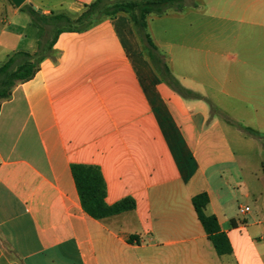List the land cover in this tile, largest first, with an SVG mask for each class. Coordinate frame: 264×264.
I'll list each match as a JSON object with an SVG mask.
<instances>
[{
	"label": "crops",
	"instance_id": "1",
	"mask_svg": "<svg viewBox=\"0 0 264 264\" xmlns=\"http://www.w3.org/2000/svg\"><path fill=\"white\" fill-rule=\"evenodd\" d=\"M95 0H0V56L34 54L30 8L71 17ZM147 18L184 96L121 13L62 32L0 107V264H264V0H194ZM72 165L100 169L98 220ZM207 193L232 246L218 255L192 199ZM250 207L246 214L240 208Z\"/></svg>",
	"mask_w": 264,
	"mask_h": 264
},
{
	"label": "trees",
	"instance_id": "2",
	"mask_svg": "<svg viewBox=\"0 0 264 264\" xmlns=\"http://www.w3.org/2000/svg\"><path fill=\"white\" fill-rule=\"evenodd\" d=\"M185 0H95L86 5L88 10L77 19L64 14H53L45 16L30 8V14L34 21L44 30L38 42V50L34 54L27 52H16L0 67V107L3 102L10 99L12 90L19 84L32 79L39 70L40 63L47 55H54V44L62 32H82L105 18L114 17L118 14H127L140 36L145 50L158 71L164 75L170 85L180 94L188 97L194 94L184 89L178 80L170 73L164 56L152 42L147 32V18L149 15L162 16L169 11L182 12L186 7ZM100 15L104 17L101 18ZM50 33L52 38L49 39ZM72 174L76 182L84 211L94 219L102 220L122 212L133 210L135 201L132 198H125L113 205L105 201L107 187L100 169L93 165H72ZM207 193H200L193 197L192 203L196 210L198 219L208 238L212 241L218 255L230 254L232 246L228 236L224 233L215 215H207L206 207L209 204Z\"/></svg>",
	"mask_w": 264,
	"mask_h": 264
},
{
	"label": "rangeland",
	"instance_id": "3",
	"mask_svg": "<svg viewBox=\"0 0 264 264\" xmlns=\"http://www.w3.org/2000/svg\"><path fill=\"white\" fill-rule=\"evenodd\" d=\"M194 0H185L184 1V4L186 5V7L187 6H189L190 4H193L194 2H193ZM86 10H88V8L87 7H79L78 8V10H76L75 12H74V14L71 16V18L72 19H77L81 14H83ZM101 16V18H103L104 16L103 15H100ZM52 38V34L50 33V35H49V39H51ZM144 50H145V48H144ZM146 51V53H148V51L147 50H145ZM159 53L160 54H162L163 55V53L162 52H160L159 51ZM8 59H7V57H6V55H2V56H0V67L7 61ZM167 65V64H166ZM167 67H168V65H167ZM161 76H164V75H162L161 73H159Z\"/></svg>",
	"mask_w": 264,
	"mask_h": 264
},
{
	"label": "water",
	"instance_id": "4",
	"mask_svg": "<svg viewBox=\"0 0 264 264\" xmlns=\"http://www.w3.org/2000/svg\"><path fill=\"white\" fill-rule=\"evenodd\" d=\"M16 7H21L25 0H11Z\"/></svg>",
	"mask_w": 264,
	"mask_h": 264
},
{
	"label": "built area",
	"instance_id": "5",
	"mask_svg": "<svg viewBox=\"0 0 264 264\" xmlns=\"http://www.w3.org/2000/svg\"><path fill=\"white\" fill-rule=\"evenodd\" d=\"M240 213L241 214H246L247 212L250 211V207H243V208H240Z\"/></svg>",
	"mask_w": 264,
	"mask_h": 264
}]
</instances>
